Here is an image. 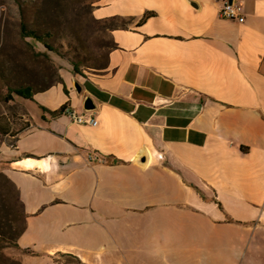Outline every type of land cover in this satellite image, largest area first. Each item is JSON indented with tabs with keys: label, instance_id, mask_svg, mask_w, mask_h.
Listing matches in <instances>:
<instances>
[{
	"label": "crops",
	"instance_id": "obj_1",
	"mask_svg": "<svg viewBox=\"0 0 264 264\" xmlns=\"http://www.w3.org/2000/svg\"><path fill=\"white\" fill-rule=\"evenodd\" d=\"M225 1L92 0L128 22L107 69L22 100L1 150L21 264H264V0ZM87 97L96 127L61 113Z\"/></svg>",
	"mask_w": 264,
	"mask_h": 264
},
{
	"label": "rangeland",
	"instance_id": "obj_2",
	"mask_svg": "<svg viewBox=\"0 0 264 264\" xmlns=\"http://www.w3.org/2000/svg\"><path fill=\"white\" fill-rule=\"evenodd\" d=\"M31 2L33 7L28 8ZM19 4L25 6V13ZM93 10L91 0H0V155L8 146L5 135L16 134L22 126L23 101L10 99L12 90L53 88L68 73L82 82L107 69L114 48L113 23L96 20ZM22 21L29 31L53 36L51 43L44 46L24 39ZM5 169L0 156V264H21L17 241L26 216ZM62 261L75 264L70 258Z\"/></svg>",
	"mask_w": 264,
	"mask_h": 264
},
{
	"label": "built area",
	"instance_id": "obj_3",
	"mask_svg": "<svg viewBox=\"0 0 264 264\" xmlns=\"http://www.w3.org/2000/svg\"><path fill=\"white\" fill-rule=\"evenodd\" d=\"M219 17L223 20L238 22L239 24H243L245 22L243 6L237 0H226L219 10ZM61 113L69 118V120L75 125L91 127L97 126L96 119L91 115H88L87 113L79 114L69 106L62 107ZM6 140L8 147L12 149L16 146L18 137H7ZM84 157L88 164H105V161L98 155H86Z\"/></svg>",
	"mask_w": 264,
	"mask_h": 264
},
{
	"label": "trees",
	"instance_id": "obj_4",
	"mask_svg": "<svg viewBox=\"0 0 264 264\" xmlns=\"http://www.w3.org/2000/svg\"><path fill=\"white\" fill-rule=\"evenodd\" d=\"M27 5L29 6L28 8H30V7L32 8L33 7V2H31V4H27ZM19 6H20V9H21V13H25V9H26L25 6L22 5V4H19ZM105 22L113 23V27L111 28L112 32L116 31V30H119V29H125L126 25L128 23L127 20L120 19V18H114V19H111V20H107ZM119 22L120 23L122 22L121 26L114 24V23H119ZM21 33H22V37L24 39H32L36 43L42 44L44 46H48L51 43V41L53 40V36H51L50 34L41 35L38 32L29 31L28 27H27V24H26V21H22ZM114 48H115V44H114ZM49 89H51V88L49 87V88H45V89H42V90L35 91L32 87H23V88H18L16 90H12L10 92V96L9 97H10V99H12L13 97H16L18 99L31 101V100H33L35 95H37L39 93H44V92L48 91ZM22 129H23V126H21V128L17 131L16 134L20 133ZM10 133L11 132L6 134L5 138L7 136H9ZM11 136H13V135H11ZM78 264H81V263H78Z\"/></svg>",
	"mask_w": 264,
	"mask_h": 264
},
{
	"label": "water",
	"instance_id": "obj_5",
	"mask_svg": "<svg viewBox=\"0 0 264 264\" xmlns=\"http://www.w3.org/2000/svg\"><path fill=\"white\" fill-rule=\"evenodd\" d=\"M74 90L79 95H81L82 92H83V88L80 86V84L78 82L74 83ZM83 108H84V111L86 113H93V112H95L97 110L95 102L90 97L85 98L84 104H83Z\"/></svg>",
	"mask_w": 264,
	"mask_h": 264
},
{
	"label": "bare ground",
	"instance_id": "obj_6",
	"mask_svg": "<svg viewBox=\"0 0 264 264\" xmlns=\"http://www.w3.org/2000/svg\"><path fill=\"white\" fill-rule=\"evenodd\" d=\"M7 137H12V136H7ZM26 165H28L27 163H25Z\"/></svg>",
	"mask_w": 264,
	"mask_h": 264
}]
</instances>
